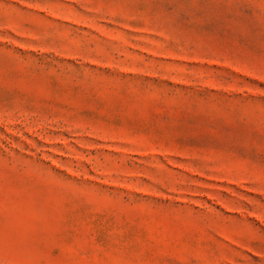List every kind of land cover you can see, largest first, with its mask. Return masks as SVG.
<instances>
[{"label": "rangeland", "instance_id": "obj_1", "mask_svg": "<svg viewBox=\"0 0 264 264\" xmlns=\"http://www.w3.org/2000/svg\"><path fill=\"white\" fill-rule=\"evenodd\" d=\"M0 264H264V0H0Z\"/></svg>", "mask_w": 264, "mask_h": 264}]
</instances>
